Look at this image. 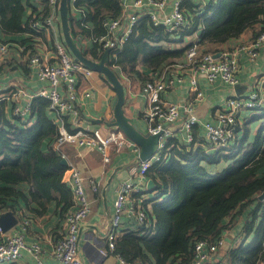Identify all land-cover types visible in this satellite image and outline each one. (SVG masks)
<instances>
[{"label":"trees","instance_id":"16d2710c","mask_svg":"<svg viewBox=\"0 0 264 264\" xmlns=\"http://www.w3.org/2000/svg\"><path fill=\"white\" fill-rule=\"evenodd\" d=\"M27 5L29 0H0V31L14 36L28 34L21 43L32 44L36 36L47 40L44 32H34L29 27L25 19ZM73 5L81 10L80 19L69 13L75 41L78 34L91 39L103 34L104 19L121 14L120 0H74ZM181 6L190 20L187 26L168 31L144 15L115 50L114 57L110 50L108 65L119 67L127 77L145 81L184 55L190 44L172 45L185 34L196 33L199 45H216L247 30L255 36V24L264 29V0H208L204 6L182 0ZM31 44L25 49L37 51ZM105 50L95 42L82 49L94 60H99ZM79 81H83L82 76ZM5 105L6 101L0 103V214L11 211L19 221L25 217L30 224L47 214L65 221L74 200L71 186L63 181L68 166L61 163L62 153L52 147L58 126L48 110L49 101L33 97L31 123L7 116ZM167 146L168 158L153 161L146 171V177L155 185L150 191L154 197L143 203L150 221L148 232L122 230L112 253L125 264H189L197 240L219 238L234 228L237 215L254 205L249 210L250 217L237 232L234 230L241 236L240 242L227 249L226 257L230 264H259L264 258V199L258 198L264 191V133L228 151L210 152L204 141L196 147H186L173 137H169ZM220 162L226 164L219 170L207 168ZM258 214L260 220L255 224Z\"/></svg>","mask_w":264,"mask_h":264},{"label":"built area","instance_id":"2783aa9c","mask_svg":"<svg viewBox=\"0 0 264 264\" xmlns=\"http://www.w3.org/2000/svg\"><path fill=\"white\" fill-rule=\"evenodd\" d=\"M47 5L43 15H32L28 21L29 27L34 32H50L55 35L54 28L56 18L59 17L58 7L60 0H41ZM73 4L74 0H70ZM182 0L172 2L170 11L166 12L167 0H120L121 14L115 18L107 17L103 21L104 33L90 38L92 42L99 44L104 49L115 50L126 41L137 20L147 15L154 25H160L168 31H174L187 26L190 22L181 6ZM130 7V8H129ZM133 8L135 10H130ZM76 9V8H75ZM81 13L80 9H76ZM126 16L125 23L122 21ZM256 32L247 42H241L233 48H216L214 51H201L199 44L192 41L184 53L186 63L178 66L192 71L190 89L194 93L192 102L175 103L163 98V93L170 86L171 80L166 77L165 70L150 74L141 87V92L148 100L144 111L147 121V132L157 133L159 136L156 151L153 156L145 161L130 166L131 178L122 180L117 185L116 196L113 202V212L110 219V230L106 236V242L99 251L107 256L114 249L115 240L120 235L122 220L127 217L132 222L127 230H136L140 234L147 233L150 221L144 208L146 183V171L151 163L156 160L167 159L169 152L167 141L172 135V130L165 123L173 124L180 120L177 131L182 145L190 147L196 144L194 126L198 122L195 113L196 102L202 100L203 92L199 89L196 74H201L208 82L220 80L228 85L238 82L240 53L246 54L250 61H255L261 53L264 54V29L260 24L254 25ZM49 48L54 52V58H50L37 51L27 55V64L35 77L47 83L45 87H39L34 93H27L23 88L16 89L8 97L12 99V116L19 118L24 123H31V102L33 97L41 96L49 101L48 110L54 116L58 126V133L53 140L54 150L62 153L65 144L81 148L96 149L101 153L104 163L111 162L112 155L129 152L137 156L139 146L130 140L121 130L115 127H93L83 123L81 106L84 98L90 96V90L80 84L79 76L89 77L93 70L83 66L71 55L63 41L56 35L52 38ZM114 51V52H113ZM9 53V45L0 40V62H4ZM218 54V56H214ZM52 57V56H51ZM7 99V98H6ZM264 107V75L258 79L254 87L244 96L234 95L226 98L215 113L214 121H206L203 125V141L208 150L214 149L228 151L239 140V130L243 124L241 113L245 111L261 110ZM62 156L64 157L63 153ZM68 175L69 185L73 193L74 206L66 213L65 231L54 243L52 255L61 264H84L78 253V232L83 220L89 214L91 207L80 171L70 166ZM141 179V184L133 179ZM94 192L98 186L91 181ZM143 194V195H142ZM17 224L7 232L0 228V263H11L19 259L22 249L32 252L38 261L41 247L38 243L27 245L25 235L30 220L22 217ZM149 234V233H148ZM226 244L223 234L215 240L200 239L193 247V257L189 264H214L219 249ZM264 245V240H263ZM121 259V258H119ZM121 262L123 260L121 259ZM40 264V263H39ZM125 264V263H124ZM259 264H264V258Z\"/></svg>","mask_w":264,"mask_h":264},{"label":"crops","instance_id":"0c3cea01","mask_svg":"<svg viewBox=\"0 0 264 264\" xmlns=\"http://www.w3.org/2000/svg\"><path fill=\"white\" fill-rule=\"evenodd\" d=\"M173 1L175 0H167L166 12L170 11ZM193 1L200 3V6H204L208 2V0ZM45 7H47L46 3L41 0H29V5H27L25 9V19L29 21L32 15H43L47 9H45ZM130 10L135 12L133 8ZM69 13L74 19H80L81 17V13L75 9L71 1L69 3ZM123 17L124 20L122 22L125 23L126 16ZM74 23L75 22H73V24ZM54 32L56 37L63 41L59 17L56 18ZM252 34V30H247L238 37L230 38L224 43L216 45L204 44L199 45V47L203 52L214 51L216 48H233L241 42H247ZM55 35L45 31L44 37L46 36L47 40L42 36H36L34 39L32 38L33 43L31 44V41H25L24 43L20 42L21 39L27 38L29 36L28 34L14 36L4 34L0 31V40L9 45V53L6 60L0 62V103L6 101L5 114L10 118L12 116L11 110L13 101L11 98L8 99V97H10L9 95L11 93L18 88H23L27 93L32 94L37 91L39 87H45L47 85L46 82L38 80L29 68L27 64V55L29 54L30 48L26 50L25 46H29V44L35 45L39 52L47 55L50 58L49 60H52L54 58V52L50 50L49 42L50 39L52 41ZM177 39L179 38L177 37ZM192 41H197L196 33L183 35L182 40L175 42L172 46L182 47L186 44H191ZM76 43L81 49L89 48L92 45L90 37H84L81 34L77 35ZM179 63H186L184 55L181 58L174 59L173 63L168 64L162 69L163 71L165 70L164 73L166 77L171 80L170 86L162 96L168 102H192L194 97V93L190 89V79L191 76H193L192 71L187 67L181 69L178 66ZM137 68L139 70L142 69L141 66ZM115 70L118 72L120 80L124 85V113L133 119V123H135L140 130L146 132L147 121L144 117V111L147 108L148 100L141 92L144 81L136 76H125L117 66H114V71ZM262 75H264L263 53H261L255 61H250L246 54L240 53L237 74L238 82L235 85H228L220 80L208 82L201 74H196L197 84L199 89L203 92V98L195 104V113L198 117V122L194 126L196 138L195 147L200 145L201 141H203L204 132L202 124L206 121H214L215 113L218 107L222 105L223 101L229 96L246 95ZM80 84L90 90V96L83 99L81 106L83 123L93 127H101L102 130H105L107 127L105 124L95 122L94 120L101 117L109 120L112 117L111 106L115 91L104 82L103 77L96 71H93L89 77L83 78ZM240 117L245 123L243 127H240L238 143L246 145L247 143L253 142L259 133H264V107L261 110L245 111L241 113ZM179 123L180 120L176 121V123L166 125L172 130L171 137L176 138L177 141H179V134L177 131ZM61 150L68 166L63 175V181L67 184L69 183L68 169L70 166L76 167L82 176V182L91 207L89 214L80 225V237L78 240L79 257L84 264H124L121 262V259L112 252H109L107 256H103L99 249L104 247L106 236L110 230L109 223L113 212V202L116 196L117 185L120 181L131 178L130 166L118 169L111 180H109V177L116 167L129 162L135 156L129 152L113 153L111 162L104 163L101 153L96 149H87L65 144L62 146ZM225 164V162H220L212 166H207V168L211 171H215L224 167ZM133 180L141 184V179L135 178ZM91 181L97 184V192L93 191ZM143 191H146V193H144L146 198L150 199L154 197V192H147V189ZM253 208L254 205H251L240 215H237L233 224L234 228L224 232L226 244L223 248L219 249L214 264H230L226 257V251L231 247H236V242H240L241 238L239 234L237 235V233H234V230L237 232L242 227V224L250 217L249 210ZM259 220L260 216L258 214L255 219V224ZM131 224L132 222L130 219L125 217L122 220L120 234L123 232L122 230L131 226ZM64 231V221L60 222L58 217L54 214H47L35 218L31 221L26 232L25 241L28 246L32 243H38L40 245L41 252L39 259L41 262L38 261L37 257H35L30 250L22 249L21 255L17 261L0 264H61L52 255V247L63 235ZM251 234L252 232L250 235ZM246 239V241H249L250 237ZM221 250L222 252L220 253Z\"/></svg>","mask_w":264,"mask_h":264},{"label":"water","instance_id":"95a60500","mask_svg":"<svg viewBox=\"0 0 264 264\" xmlns=\"http://www.w3.org/2000/svg\"><path fill=\"white\" fill-rule=\"evenodd\" d=\"M59 23L62 33V38L64 44L67 46L71 55L76 61L81 63L83 66L98 72L113 88L115 91V96L112 101V117L106 120L104 117L95 119V122L103 123L108 127H115L121 130L130 140L135 142L139 146V152L137 156L131 159L129 162L116 167L109 180L113 177L115 172L122 168L137 164L141 161L150 159L156 151V146L158 143L159 136L162 134V130L157 133H149L140 130V128L133 123V119L124 113L123 105L125 102V90L124 85L120 78L117 76L113 68L108 65L109 49H106L99 60H94L83 54L82 49L78 46L74 40L69 25V3L68 0H60L58 7ZM214 56H218L215 54ZM168 123H165L162 128H164ZM213 152L214 149L209 150ZM61 163L67 165V161L64 157L61 159ZM154 182L151 178L147 180L146 189L148 192L152 191L154 188ZM259 199L264 198V191L258 195ZM18 222L17 217L11 211H5L0 214V228L2 232L9 231ZM111 226V223H109ZM80 237V228L78 232V238Z\"/></svg>","mask_w":264,"mask_h":264},{"label":"rangeland","instance_id":"374dc122","mask_svg":"<svg viewBox=\"0 0 264 264\" xmlns=\"http://www.w3.org/2000/svg\"><path fill=\"white\" fill-rule=\"evenodd\" d=\"M256 25H258V24H256ZM222 252V250L220 251V253Z\"/></svg>","mask_w":264,"mask_h":264}]
</instances>
